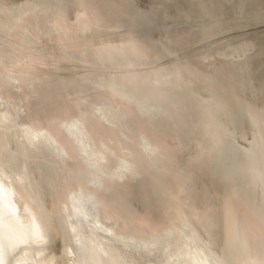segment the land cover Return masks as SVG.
<instances>
[{"label":"bare ground","instance_id":"obj_1","mask_svg":"<svg viewBox=\"0 0 264 264\" xmlns=\"http://www.w3.org/2000/svg\"><path fill=\"white\" fill-rule=\"evenodd\" d=\"M263 21L264 0H0V153L51 212L94 196L122 239L85 234L122 264H259ZM37 259L63 264V236Z\"/></svg>","mask_w":264,"mask_h":264},{"label":"snow or ice","instance_id":"obj_2","mask_svg":"<svg viewBox=\"0 0 264 264\" xmlns=\"http://www.w3.org/2000/svg\"><path fill=\"white\" fill-rule=\"evenodd\" d=\"M216 109L230 120L242 114V108H238L232 98L218 103ZM76 126L73 123L71 127ZM261 133L260 139L264 141V124L261 125ZM150 150L146 145L145 151ZM222 151L239 169L249 170L254 159L253 152H245L234 144H225ZM261 157L264 159V144L261 145ZM129 167L122 162L124 171L129 170ZM260 179L264 183V170L260 173ZM66 199L68 203L63 212L49 211L41 189L16 175L11 161L6 162L0 153V264H21L22 255L27 256L29 253L32 258L27 264H41L37 259L38 254L44 253L57 234L63 236V264H69L67 256L73 251L75 264H122L98 246L103 241H96L85 234L83 224L92 233L100 232L113 239H122L104 226L108 221L100 222L102 217L97 216L95 197L83 191H72L66 194ZM69 204L72 215H68ZM70 244L73 248L69 247ZM221 264H232V261L225 260ZM259 264H264V260L259 261Z\"/></svg>","mask_w":264,"mask_h":264},{"label":"rangeland","instance_id":"obj_3","mask_svg":"<svg viewBox=\"0 0 264 264\" xmlns=\"http://www.w3.org/2000/svg\"><path fill=\"white\" fill-rule=\"evenodd\" d=\"M263 22H264V21H263ZM260 25H261V26H260ZM252 27H253V28H252ZM250 28H251V29H249V27H248V29H249L250 31H249V30H246L247 28H246L244 31L251 32L252 29L255 30L254 33H256V32H260V31H263L262 29H264V23H261V22H260V23H258L257 25L250 26ZM254 28H255V29H254ZM253 30H252V31H253ZM233 34H234V33H233Z\"/></svg>","mask_w":264,"mask_h":264}]
</instances>
